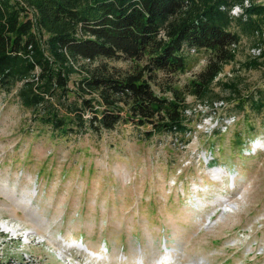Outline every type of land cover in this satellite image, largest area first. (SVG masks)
I'll return each mask as SVG.
<instances>
[{
	"label": "rangeland",
	"instance_id": "374dc122",
	"mask_svg": "<svg viewBox=\"0 0 264 264\" xmlns=\"http://www.w3.org/2000/svg\"><path fill=\"white\" fill-rule=\"evenodd\" d=\"M254 50L242 36L218 77L264 87V67L240 66ZM206 58L189 54L172 85ZM186 102L183 136L120 123L60 137L0 92V264H264V125L234 103Z\"/></svg>",
	"mask_w": 264,
	"mask_h": 264
},
{
	"label": "trees",
	"instance_id": "16d2710c",
	"mask_svg": "<svg viewBox=\"0 0 264 264\" xmlns=\"http://www.w3.org/2000/svg\"><path fill=\"white\" fill-rule=\"evenodd\" d=\"M244 35L259 54L241 68L264 67V2L0 0V92L60 137L99 135L120 123L147 127L145 139L183 136L192 117L187 94L209 105L206 113L224 100L264 125V87L244 91L238 80L218 77ZM199 51L207 53L204 67L173 86Z\"/></svg>",
	"mask_w": 264,
	"mask_h": 264
},
{
	"label": "built area",
	"instance_id": "2783aa9c",
	"mask_svg": "<svg viewBox=\"0 0 264 264\" xmlns=\"http://www.w3.org/2000/svg\"><path fill=\"white\" fill-rule=\"evenodd\" d=\"M239 7L235 6L234 9H232V13H237L239 11ZM254 51H258V50H254ZM215 104V106H222L224 104V102L222 100L219 101H215L213 103V105ZM235 121V116L234 115H225L222 116L218 121H215V127H220L222 130H225L227 127H229V125H231L233 122Z\"/></svg>",
	"mask_w": 264,
	"mask_h": 264
},
{
	"label": "bare ground",
	"instance_id": "6f19581e",
	"mask_svg": "<svg viewBox=\"0 0 264 264\" xmlns=\"http://www.w3.org/2000/svg\"><path fill=\"white\" fill-rule=\"evenodd\" d=\"M211 202H213V201H211ZM219 202H220V201H219ZM221 202H222V201H221ZM68 240H70V239H68ZM90 252H91V251H90ZM92 252H94V251H92ZM92 252H91V253H92Z\"/></svg>",
	"mask_w": 264,
	"mask_h": 264
}]
</instances>
